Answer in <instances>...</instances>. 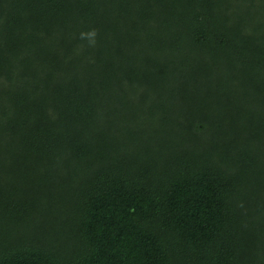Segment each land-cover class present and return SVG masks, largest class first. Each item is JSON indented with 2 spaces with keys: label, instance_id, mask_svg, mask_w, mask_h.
<instances>
[{
  "label": "trees",
  "instance_id": "trees-1",
  "mask_svg": "<svg viewBox=\"0 0 264 264\" xmlns=\"http://www.w3.org/2000/svg\"><path fill=\"white\" fill-rule=\"evenodd\" d=\"M0 264H264V0H0Z\"/></svg>",
  "mask_w": 264,
  "mask_h": 264
}]
</instances>
